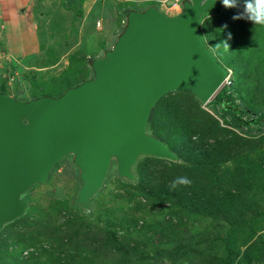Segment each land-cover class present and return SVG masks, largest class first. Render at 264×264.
<instances>
[{
    "label": "rangeland",
    "instance_id": "obj_1",
    "mask_svg": "<svg viewBox=\"0 0 264 264\" xmlns=\"http://www.w3.org/2000/svg\"><path fill=\"white\" fill-rule=\"evenodd\" d=\"M71 1L75 15L73 25L81 27L80 31L60 28L41 31L43 37L55 34L57 38L55 49L49 51L50 60L55 61L67 50L64 61L45 70L47 73L28 69L27 61H12L11 71L3 72L1 90L20 101L43 95H60L67 87L78 85L92 76L86 58L102 56L114 44L125 22L124 15L120 14L122 8L142 10L149 5L158 7L154 2L143 0H95L92 3L89 0L90 7L83 9L82 2ZM218 2V9L208 12L200 22L205 43L224 66L225 60L233 58L237 47L236 51H243L254 65V71L264 79V64L253 61L264 58V26L253 25L245 19H233L243 11L244 0H239L240 6L235 8H225L222 0ZM173 9L180 12L181 5ZM225 41L229 49L222 44ZM73 42L81 44L73 50ZM2 55L0 53V57ZM47 60V57L43 58V61ZM229 79L206 103H198L189 93L179 92L166 96L155 107L151 120L148 119L147 132L159 135L155 137L161 140L173 138L164 121L165 109L170 102L182 106L183 110L178 115L181 118L195 114L196 107L200 106L219 124L239 136L228 141L225 148L228 156L223 153L196 159L194 154H187L190 160L182 157L177 160V166L172 160L152 161L147 156H140V162L149 159L151 164L157 163V175L162 174L159 180H165L169 175L178 177L185 168L190 172L191 166H199L206 173L215 171L217 177L211 180L215 187L224 182L225 176L252 169L253 164L262 162L263 167L264 126L259 131L253 126L243 130L234 128L224 121L228 116L223 117L220 108L211 103L222 87L230 83ZM257 82H251L257 91L250 90L246 97H241L244 101L237 98L236 102L263 112L264 88L260 89ZM238 95L239 91L235 97ZM138 163L133 166V172L140 181ZM78 173L72 157L67 156L56 165L44 184L31 187L24 195L28 199L26 213L4 225L0 231V249H23L22 254L27 261L24 264H264V170L243 183L239 189L240 201L232 206L231 198L223 201L220 211H205L196 201L186 208L169 201L161 205L153 198L133 196L128 189L132 188L124 186L130 181L117 174L114 163L103 187L91 200V210L87 211L74 203L81 184ZM200 186L197 184L194 188L199 190Z\"/></svg>",
    "mask_w": 264,
    "mask_h": 264
},
{
    "label": "water",
    "instance_id": "obj_2",
    "mask_svg": "<svg viewBox=\"0 0 264 264\" xmlns=\"http://www.w3.org/2000/svg\"><path fill=\"white\" fill-rule=\"evenodd\" d=\"M205 2L181 0L176 14L155 5L123 9L114 44L87 59L92 76L56 97L20 101L0 89V231L25 213L24 194L67 156L81 182L74 203L87 211L113 163L119 176L134 181L140 156L178 159L147 132L153 106L174 91L206 103L230 73L199 33L202 16L219 7Z\"/></svg>",
    "mask_w": 264,
    "mask_h": 264
},
{
    "label": "trees",
    "instance_id": "obj_3",
    "mask_svg": "<svg viewBox=\"0 0 264 264\" xmlns=\"http://www.w3.org/2000/svg\"><path fill=\"white\" fill-rule=\"evenodd\" d=\"M219 3L220 2H218V4ZM206 14L207 13H205L202 18ZM200 22L198 29L200 35L202 36L203 34H201L200 32ZM236 50H238L237 47L233 51L236 53L234 54V56H232V59L225 60V67L231 70V74L229 76L230 83L222 87V89L216 94L211 103L220 108V114H222L223 117L228 116L227 119H224V121L227 122L226 124L230 123L232 127L242 130L247 126H253L256 130L259 131L264 126V111L260 112L259 109H256V107H252L249 105H241V103L236 102V99L246 97L247 95L245 96V94H248L251 91H257V89L251 85V82H254L255 80L258 81L257 83L259 84L260 89H263L264 79L260 77L256 73V71H254V65L251 63L250 59L245 56L244 52H237ZM87 59L88 58H86V63L88 64ZM256 60L264 64V58L263 60L253 59V61ZM248 84L250 86L249 89ZM237 91L240 92V95H238V97H235ZM179 92L189 93L196 102L201 103L192 93L188 91L170 92L162 96L153 106L149 121L151 120L153 110L158 104H160L159 102H161L166 96H170L173 93ZM196 108L197 110H195V114L187 115L186 118H181V116L179 117L178 115H180L179 113L181 109L183 110L182 106L179 103L175 104L173 102L167 104V108L165 109L166 115L164 121L170 127L173 138L166 137L163 138L164 140L162 141L165 142L168 147L176 153L178 159H182L183 157L185 160H190V158L186 157L187 154H194L196 156V159H199L201 156L205 155L217 154L219 156L223 155V153L228 156L229 153L225 150L229 143L228 141L235 140L239 136L236 133L232 132L230 129L225 128L223 127V125L219 124V121L213 115L201 109L200 106ZM153 135L157 137L159 136L155 134ZM147 157L152 161L164 160L167 162H171V160L155 156ZM177 160L173 161L175 163V166L179 164ZM138 162L140 161L138 160L135 165H137ZM253 165L254 166H252V169H242L241 171L239 170L238 172H236L234 176H225L226 179H223L222 181L227 184V187H225L224 182L219 183V185L215 187L214 185H212L211 180L217 177L215 176V171H213L212 173L211 171L206 173L204 171V168H201L199 166H191L190 172H187L185 171L186 168L183 167L185 168L184 173L180 174V176L178 177H187L191 181V183L189 185H178L173 189L171 185L173 180L177 177L169 175V177L167 176L165 180H159L162 178V174L160 173L159 175H157L159 173L157 172V163L151 164L149 159H144V161L138 163L137 167L138 174H141L140 181H137L139 178L137 176L138 178L135 177L134 181L129 180L130 182L128 183V185L126 186L124 184V186H129L132 189H136L132 191V189L128 188L133 196L138 197L140 195L142 197H145L146 199L153 198L156 203L161 205L164 203V201H169L172 204H181L182 206L188 208L191 207V204H193L194 201H196L205 209V211H220L222 209V205L224 204L223 201H227L231 198V206L234 205V202L240 201L239 189L240 187L244 186L243 183L246 182L249 177L254 178L256 174L261 173L264 170V165L262 167V162ZM149 169L151 170L149 171ZM155 179H158L157 184L154 183ZM197 184H201L202 186H200V188L203 189L199 188V190H196L194 186ZM22 250L23 249L17 251V249H15L12 251L11 249L9 251L6 250V248L0 249V262L3 264H24L26 260L24 259L25 256H23ZM25 264H31V262Z\"/></svg>",
    "mask_w": 264,
    "mask_h": 264
},
{
    "label": "crops",
    "instance_id": "obj_4",
    "mask_svg": "<svg viewBox=\"0 0 264 264\" xmlns=\"http://www.w3.org/2000/svg\"><path fill=\"white\" fill-rule=\"evenodd\" d=\"M93 1L95 0H91V3ZM117 1L129 2L133 0ZM143 1L149 2V0ZM70 2L72 1L0 0V51H2L0 53L4 54L0 57V73L10 72L12 61L16 63H25L27 61L29 63L26 64L28 69H35L40 73L49 68L57 67L60 62L64 61L67 50L57 56L55 61L50 60L49 51L55 49L57 38L55 34L43 37L41 36V31H54L55 28H60L65 31L73 29L78 33L81 27L78 28L76 25H73L75 15L71 10ZM78 2L79 4L82 2L83 9L90 7L89 0H79ZM163 11L169 14L178 13L174 9L172 11L166 9ZM107 16H110V14ZM98 22L96 21V23ZM78 44L81 43L79 42ZM78 44H73V50L78 47ZM75 45L76 47H74ZM45 57H47V61H43Z\"/></svg>",
    "mask_w": 264,
    "mask_h": 264
},
{
    "label": "clouds",
    "instance_id": "obj_5",
    "mask_svg": "<svg viewBox=\"0 0 264 264\" xmlns=\"http://www.w3.org/2000/svg\"><path fill=\"white\" fill-rule=\"evenodd\" d=\"M206 2H207V0H206ZM222 4L225 8H235V7L240 6L239 0H222ZM180 5H181V3H180ZM233 19H245L247 21H250L253 25L264 26V0H244L243 11L239 15L234 16ZM228 38L231 39V34H229ZM222 44L225 46L226 49H229V45H228L227 41L223 42ZM227 69L230 72L229 73V76H230L231 71L229 68H227ZM190 183H191V181L187 177H183V176L177 177L176 179L173 180L171 187L174 189L178 185H189Z\"/></svg>",
    "mask_w": 264,
    "mask_h": 264
},
{
    "label": "built area",
    "instance_id": "obj_6",
    "mask_svg": "<svg viewBox=\"0 0 264 264\" xmlns=\"http://www.w3.org/2000/svg\"><path fill=\"white\" fill-rule=\"evenodd\" d=\"M149 2L158 4V8L162 10H165L164 8H166V10L172 11L173 7L175 8L176 6H179L181 0H149Z\"/></svg>",
    "mask_w": 264,
    "mask_h": 264
}]
</instances>
